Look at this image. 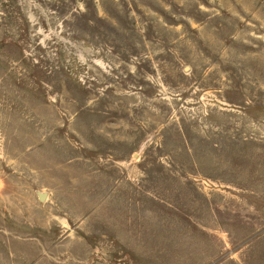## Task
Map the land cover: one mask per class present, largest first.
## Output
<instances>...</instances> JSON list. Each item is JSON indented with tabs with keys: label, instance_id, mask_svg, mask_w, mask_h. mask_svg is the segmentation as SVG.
I'll list each match as a JSON object with an SVG mask.
<instances>
[{
	"label": "rangeland",
	"instance_id": "obj_1",
	"mask_svg": "<svg viewBox=\"0 0 264 264\" xmlns=\"http://www.w3.org/2000/svg\"><path fill=\"white\" fill-rule=\"evenodd\" d=\"M0 264H264V0H0Z\"/></svg>",
	"mask_w": 264,
	"mask_h": 264
}]
</instances>
